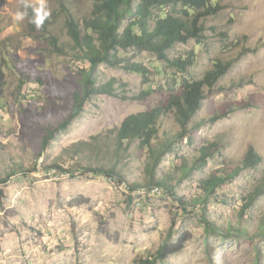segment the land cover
<instances>
[{
  "label": "rangeland",
  "instance_id": "rangeland-1",
  "mask_svg": "<svg viewBox=\"0 0 264 264\" xmlns=\"http://www.w3.org/2000/svg\"><path fill=\"white\" fill-rule=\"evenodd\" d=\"M92 8L93 0H0V58L12 63L0 101V179L8 176L0 182V264H139L166 240L181 237L188 238L183 249L157 264H264V235L257 233L264 194L248 202L258 185L264 188V0H221L219 12L205 20L201 42L190 39L170 50L171 58L194 57L185 75L154 53L120 49L118 65L99 63L95 71L97 84L112 83L111 92L93 95L65 130L44 143L46 121L68 112L71 89L82 87L81 70L89 67L65 45L71 39L67 13L80 19ZM34 9L43 17L39 28L30 22ZM17 11L27 13L22 21H16ZM216 60L228 63L227 72L205 87L188 135H180L153 175L175 185L184 206L174 193L151 190L148 150L139 139L121 147L118 157L114 137L128 115L165 103L183 77L203 78ZM133 63L150 72L128 70ZM34 69L50 73L62 96L24 82L20 71ZM214 115L220 118L212 120ZM158 127L154 143L181 129L174 113L162 115ZM83 141L88 144L75 151L72 145ZM205 141L216 143L214 155L177 182L182 159L195 164ZM249 148L261 162L226 179L203 210L193 207L192 198L202 193L199 180L234 171ZM55 164H115L118 176L59 171ZM136 183L140 187L130 190ZM203 217L211 222L208 229ZM229 223L248 231L226 233Z\"/></svg>",
  "mask_w": 264,
  "mask_h": 264
},
{
  "label": "trees",
  "instance_id": "trees-1",
  "mask_svg": "<svg viewBox=\"0 0 264 264\" xmlns=\"http://www.w3.org/2000/svg\"><path fill=\"white\" fill-rule=\"evenodd\" d=\"M221 9V0H93V8L89 15L77 19L72 13H67L66 27L70 36V42L66 46H72L74 54L78 59L89 62L87 69L81 70L79 82L81 88H72L69 98L70 109L61 118L49 119L45 123L46 133L44 143L49 141L59 131L65 130L83 110L87 100L93 95L111 92L112 83L97 84L95 71L99 63H109L118 65L120 60L117 55L120 49L126 50L134 48L138 51H149L154 53L160 61L175 67L182 74L188 73V67L194 64V57H170V50L178 43H185L190 39L201 42L205 37V20L217 14ZM50 41L55 49H62L58 39L50 35ZM14 62L15 60L12 59ZM12 64L10 58H0V101L4 97L7 86L6 69ZM128 70H132L147 76L150 70L146 66L133 63L127 65ZM228 70V63L216 60L214 67L207 71L203 78L195 79L183 77L180 86L170 93L169 99L165 103H160L144 111H139L128 115L121 126L118 128L114 137L115 153L119 157L121 147L127 142L139 139L142 146L148 150L146 170L151 174L149 185L157 186L162 191L171 193L177 200H180L184 206L182 197H177L174 192L175 185H170L162 180H154L153 175L168 153L173 152L176 140L188 135L192 119L201 111L203 102L206 98L205 87H211ZM24 82H35L48 88L52 93L57 94L54 87L53 77L46 71L37 69L30 71H20ZM68 98V97H66ZM174 113L177 123L180 125V132L177 137L165 135L163 140L153 141L159 138L158 120L162 115ZM220 118V115H214L212 120ZM181 135V136H180ZM88 142H78L72 145L77 151ZM216 143L208 141L200 148V156L195 164H189L186 158L182 159L179 168L182 173L176 178L181 181L190 176L196 168L206 165L207 159L214 155L212 148ZM261 162V156L252 148H249L241 165L234 171L226 173L217 172L210 177L200 179L198 189L202 192L192 198L190 204L195 208H206L207 202L215 197L216 189L223 185L229 177L237 175L241 170L255 166ZM199 163V165H196ZM59 171L75 169L103 172L107 177H117V166L112 164L106 168L100 165L80 166L75 165L72 168H65L62 165H56ZM72 173V174H73ZM121 178V177H120ZM8 176L0 179L1 183L6 182ZM120 180L124 181L123 178ZM152 182V183H151ZM153 184V185H152ZM140 187L139 184L130 185V190L135 191ZM1 191V189H0ZM264 194L263 184L258 185L248 196V202L252 203L256 197ZM188 204V203H187ZM206 228L211 227V222L203 217ZM239 222H241L239 220ZM214 227V226H212ZM226 233L231 231L237 234H246V227L232 226L228 224ZM215 231L224 234L220 228ZM257 233L264 235V217L257 227ZM188 238L181 237L176 242L166 240L156 250L155 254L139 261V264H157L163 261L169 255L179 252L183 249Z\"/></svg>",
  "mask_w": 264,
  "mask_h": 264
},
{
  "label": "clouds",
  "instance_id": "clouds-1",
  "mask_svg": "<svg viewBox=\"0 0 264 264\" xmlns=\"http://www.w3.org/2000/svg\"><path fill=\"white\" fill-rule=\"evenodd\" d=\"M29 5H25L24 7H28ZM41 7H43V5H41ZM34 11L37 13L31 20L30 22L35 24V26L37 28L41 27L42 26V23H43V17L39 15V9H34ZM27 15L26 12L24 11H17L15 13V19L16 21H22L25 16ZM45 15H47V13H45Z\"/></svg>",
  "mask_w": 264,
  "mask_h": 264
},
{
  "label": "built area",
  "instance_id": "built-area-1",
  "mask_svg": "<svg viewBox=\"0 0 264 264\" xmlns=\"http://www.w3.org/2000/svg\"><path fill=\"white\" fill-rule=\"evenodd\" d=\"M154 190V191H159V190H162L161 188L157 187V186H153L151 187V190ZM160 192H163V191H160Z\"/></svg>",
  "mask_w": 264,
  "mask_h": 264
}]
</instances>
